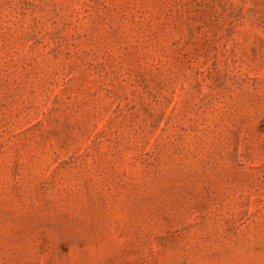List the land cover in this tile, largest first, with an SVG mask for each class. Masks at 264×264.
Masks as SVG:
<instances>
[{"label":"rangeland","instance_id":"1","mask_svg":"<svg viewBox=\"0 0 264 264\" xmlns=\"http://www.w3.org/2000/svg\"><path fill=\"white\" fill-rule=\"evenodd\" d=\"M0 264H264V0H0Z\"/></svg>","mask_w":264,"mask_h":264}]
</instances>
